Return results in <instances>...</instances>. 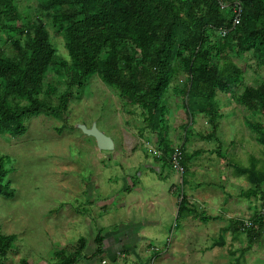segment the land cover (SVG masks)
I'll return each mask as SVG.
<instances>
[{"label":"rangeland","instance_id":"obj_1","mask_svg":"<svg viewBox=\"0 0 264 264\" xmlns=\"http://www.w3.org/2000/svg\"><path fill=\"white\" fill-rule=\"evenodd\" d=\"M14 4L22 16L13 23L19 30L1 34L13 36L19 45L35 24L47 29L56 63L46 73L41 99L54 104L65 93V103L59 115L27 118L23 135L0 131V155L8 169L4 182L12 190L11 196L0 194V233L16 237L3 264H22L23 259L62 264L72 256L75 264H159V259L183 264L166 257L174 235L180 258L188 249L199 250L211 254L205 264H219V255L235 264V251L253 245L264 250L263 191L248 196L254 186L234 165L250 166L254 160L264 171V143L258 139L264 135V111H250L239 99L264 86L256 48L223 50L243 71V79L234 92L217 90L211 102L182 92L188 77L178 59L179 71L161 99L164 124L152 128L142 107L122 97L100 73L82 87L69 86L74 68L58 28L38 0ZM218 39L220 33L212 34L213 42ZM12 40L3 41L2 49L15 59ZM10 98L13 105L27 103ZM211 118L218 122L216 134ZM96 130L111 139L110 148L100 146ZM177 151L185 155L184 172L172 161ZM129 193L133 197L124 199ZM155 194L158 201H144ZM183 196L187 201L180 210ZM124 201L134 203L131 215L120 211ZM109 212L121 221H113ZM130 216L140 224L127 223ZM241 223L251 234L236 229ZM99 234L104 253L93 257ZM82 244V255H75Z\"/></svg>","mask_w":264,"mask_h":264},{"label":"trees","instance_id":"obj_2","mask_svg":"<svg viewBox=\"0 0 264 264\" xmlns=\"http://www.w3.org/2000/svg\"><path fill=\"white\" fill-rule=\"evenodd\" d=\"M242 2L241 20L233 26L230 10L223 12L216 0H38L65 39L74 68L69 86L82 87L94 73H100L104 82L116 88L122 97L142 107L152 128L164 124L166 106L161 99L179 71L178 59L188 77L182 92L189 99L207 102L215 98L217 90L230 92L243 79V71L223 55L225 48L237 47L241 52L256 48L264 65V0ZM21 19L14 0H0V131L16 135L26 132L30 116L59 115L65 103V93L58 103L41 99L46 73L56 63V51L47 29L35 24L27 29V36L19 45L12 40L13 36L5 38L1 34L4 30L17 32L19 28L13 23ZM222 27L227 28V34L213 42L212 34L219 35ZM8 40L16 46L15 59L8 58L2 49V42ZM219 58L224 60L222 64ZM263 91L264 86L249 89L239 99L250 111H264ZM10 97L27 103L13 105ZM211 122L216 134L218 122L213 118ZM258 139L264 143V135ZM180 163L185 167L184 154ZM234 165L254 186L247 195L263 191L264 199V171L258 169L254 160L250 166ZM7 174L5 157L0 155V194L11 196L12 190L4 182ZM186 201L183 196L180 210ZM240 228L251 234L249 226L241 223L236 229ZM15 238L0 233V264ZM103 241L104 236L97 235L93 257L104 253ZM83 246L75 255H82ZM21 263L29 264L25 259ZM75 263V256L62 262Z\"/></svg>","mask_w":264,"mask_h":264},{"label":"crops","instance_id":"obj_3","mask_svg":"<svg viewBox=\"0 0 264 264\" xmlns=\"http://www.w3.org/2000/svg\"><path fill=\"white\" fill-rule=\"evenodd\" d=\"M230 92H234V89ZM253 161V160H252ZM131 193H129L127 195L126 198L124 199H129L131 197H133L132 195H130ZM150 198H144V201H150L151 199L154 201H158V196L155 194L154 197L149 196ZM124 205L121 206L120 211L124 210L127 212L128 215H131V207H132V202L129 201H124ZM137 208L139 209V207L137 206ZM143 212V211H141ZM137 214V213H136ZM109 217H111V219L117 222H120V218L118 219L117 215L115 214V216L113 217L112 213H108L107 214ZM156 216V213L154 214ZM135 222L136 220H134V218H132V216H130V218L128 219L127 223H131V222ZM137 222V221H136ZM147 222L149 224L155 223V220H147ZM138 224H140L139 222H137ZM172 244H173V249L171 253H167L168 248L165 249L164 251L167 253L166 257L167 259H177V262H181L183 264H205V258H209L211 256V254H203L199 251V250H194V249H188L187 251H185L181 256L183 258H180V254L178 251V247L176 246V249H174L175 244H179V240L176 239V236L174 235V238L172 239ZM179 246V245H178ZM104 249V248H103ZM237 254V260L235 262V264H264V250H259L255 247V245L251 246V248H246L245 251H235ZM217 257V256H216ZM160 258V257H159ZM157 258V259H159ZM156 259V260H157ZM215 260H219V264H232L231 263H226L223 260V256L220 258V255L218 256V258H215ZM215 261V262H216ZM162 260L159 259V264H161ZM155 264V263H154ZM234 264V263H233Z\"/></svg>","mask_w":264,"mask_h":264},{"label":"built area","instance_id":"obj_4","mask_svg":"<svg viewBox=\"0 0 264 264\" xmlns=\"http://www.w3.org/2000/svg\"><path fill=\"white\" fill-rule=\"evenodd\" d=\"M220 9L227 13L228 10L231 12V20L233 26L240 22L242 13H243V2L242 0H216ZM221 36H225L227 34V28L222 27L219 30ZM182 153L181 151H177L172 156V161L174 162L177 169L184 172L185 167L180 163ZM260 219L264 222V200L261 205V209L259 212Z\"/></svg>","mask_w":264,"mask_h":264},{"label":"water","instance_id":"obj_5","mask_svg":"<svg viewBox=\"0 0 264 264\" xmlns=\"http://www.w3.org/2000/svg\"><path fill=\"white\" fill-rule=\"evenodd\" d=\"M96 136L99 138L100 146L103 148H110L112 146L111 139L99 130L95 131Z\"/></svg>","mask_w":264,"mask_h":264}]
</instances>
